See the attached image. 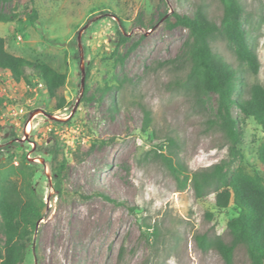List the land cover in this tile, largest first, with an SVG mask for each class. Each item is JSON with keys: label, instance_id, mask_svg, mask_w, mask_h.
<instances>
[{"label": "rangeland", "instance_id": "rangeland-1", "mask_svg": "<svg viewBox=\"0 0 264 264\" xmlns=\"http://www.w3.org/2000/svg\"><path fill=\"white\" fill-rule=\"evenodd\" d=\"M197 2L2 3L17 15L0 22L7 51L67 78L60 90L66 108L50 115L44 83L34 73L16 82L0 71V170L17 166L25 155L37 171L35 193L47 205L23 264H225L214 250L201 251L195 236L229 243L227 224L238 209L231 204L219 210L214 194L197 199L191 181L181 189L165 164L171 159L193 174L231 159L230 140L211 124L216 95L198 101L175 86L183 74L157 65L179 53L188 31L174 25L175 15L192 16ZM243 2L258 74L237 60L233 45L217 39L212 47L248 85L264 86V0ZM208 3L209 18L219 23L221 4ZM32 10L38 12L34 24L27 17ZM145 110L151 113L147 125ZM233 114L242 135L234 169L264 177L258 160L264 130L253 118ZM63 160L57 195L52 168ZM233 261L249 264L244 247Z\"/></svg>", "mask_w": 264, "mask_h": 264}, {"label": "trees", "instance_id": "trees-1", "mask_svg": "<svg viewBox=\"0 0 264 264\" xmlns=\"http://www.w3.org/2000/svg\"><path fill=\"white\" fill-rule=\"evenodd\" d=\"M218 1L222 6L219 23L209 18L208 0H198L192 16L175 15L174 25L186 29L188 37L174 58L160 61L157 65L159 69H172L177 74H183L175 86L198 101H202V96L216 95L217 117L211 124L230 140L231 159L193 174L181 163L174 164L171 159L165 158V164L181 189L186 188L190 180L197 199L214 194L219 210L233 204L239 211L238 216L227 224L229 243L220 236L202 234L195 236L197 247L203 252L214 250L225 264H234V252L242 246L247 252L249 264H264V177L257 172L250 174L243 169H234L241 155L237 147L242 135L239 120L233 114L236 110L245 117L253 118L264 130V86L259 83L248 85L238 71L216 55L212 43L221 39L233 45L237 60L246 64L254 75L259 72L260 62L256 51L247 42L243 27V0ZM3 2L0 0V22L14 21L17 15L4 11L1 6ZM27 17L34 24L38 20V12L32 10ZM0 71L9 72L16 82L23 80L26 72L31 71L44 83L50 115L66 108V99L60 94L66 83V75L49 65L34 63L9 53L2 37ZM235 92L237 97L234 96ZM2 105L3 98L0 96V108ZM144 114L147 125L151 113L145 110ZM169 142L173 143L172 140ZM258 160L264 166V144L259 147ZM66 165L63 160L59 167L52 168L57 195L62 191ZM36 172L28 165L25 155L17 166L0 170V264L25 262L28 246L45 217L47 205L34 189Z\"/></svg>", "mask_w": 264, "mask_h": 264}, {"label": "water", "instance_id": "water-1", "mask_svg": "<svg viewBox=\"0 0 264 264\" xmlns=\"http://www.w3.org/2000/svg\"><path fill=\"white\" fill-rule=\"evenodd\" d=\"M84 84H85V83H84V80H83V81H82V86H83V87H84Z\"/></svg>", "mask_w": 264, "mask_h": 264}, {"label": "built area", "instance_id": "built-area-1", "mask_svg": "<svg viewBox=\"0 0 264 264\" xmlns=\"http://www.w3.org/2000/svg\"><path fill=\"white\" fill-rule=\"evenodd\" d=\"M23 110H21V112H22Z\"/></svg>", "mask_w": 264, "mask_h": 264}]
</instances>
